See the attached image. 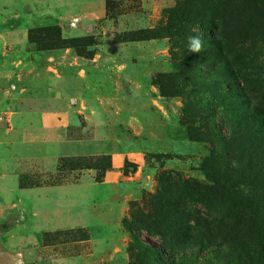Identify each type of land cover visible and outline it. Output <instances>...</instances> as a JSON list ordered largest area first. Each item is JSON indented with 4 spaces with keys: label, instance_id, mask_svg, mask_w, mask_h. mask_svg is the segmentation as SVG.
I'll return each instance as SVG.
<instances>
[{
    "label": "crops",
    "instance_id": "crops-1",
    "mask_svg": "<svg viewBox=\"0 0 264 264\" xmlns=\"http://www.w3.org/2000/svg\"><path fill=\"white\" fill-rule=\"evenodd\" d=\"M176 1L13 0L0 15V264L122 259L125 205L112 200L114 187L134 181L124 169L145 163L147 140L138 133L166 115L151 84V68L167 52L160 41H103L85 58L69 48L35 52L29 31L58 26L63 38L105 40L156 28ZM80 118L90 137L72 140ZM97 154L111 158L102 182L85 175L46 183L62 157Z\"/></svg>",
    "mask_w": 264,
    "mask_h": 264
},
{
    "label": "rangeland",
    "instance_id": "rangeland-1",
    "mask_svg": "<svg viewBox=\"0 0 264 264\" xmlns=\"http://www.w3.org/2000/svg\"><path fill=\"white\" fill-rule=\"evenodd\" d=\"M18 1L23 3L28 0ZM229 1L230 8L222 13L225 21L229 20L232 26L239 27L244 22L248 25L254 23L250 29L255 33H260L258 37L245 43L239 49L238 72L240 79L244 78V81L240 82L242 88H246L244 97L241 89L231 79L228 80L223 74L213 71L214 64L210 63L207 57L209 50L207 23L202 24L201 19L194 21L190 18L181 26L171 23L172 27L168 32L162 33V37L157 39L167 52L161 54L163 62L158 63L157 68L154 66L151 68L154 73L152 79H155L158 73H165L167 77H172L175 72H178L177 65L180 62L184 63L185 68L180 74V80L173 86L167 84V81L162 86L167 95L174 91L180 96L172 98L163 96L158 87L151 82L156 90L154 98L156 102L159 100V106L161 105L166 115L164 117L152 116L150 119L153 123H148L144 131L138 133L140 138L147 140L144 146L145 163L140 167L127 161L124 169L125 173L135 178L134 181H126L128 183L114 187L116 196L112 200L118 205H125L124 214L120 217V232L126 242L121 246L123 258L120 259L118 256L107 264H166L158 261L160 254L165 255L166 260L169 261L167 264H227L219 261L218 255L222 249H228L234 256H237L235 254L237 251L239 254L240 252L248 254L249 248L251 250L255 248V252L251 259L248 258V264H264V255L259 243L253 244L244 240L229 246H213L208 249L212 253H207L208 250L204 249L199 255H191V249L187 245L193 238L184 237V226L179 225L174 219L167 221L165 225L160 214L164 211L163 202L168 199L173 200L176 207L181 205L179 220L188 227L194 225L193 213H197L201 218L207 217L206 208L201 203L189 200L193 195L191 190L179 187L178 182L195 180L200 184L209 185V176L204 169L203 162L210 155L211 144L217 147V144H223L225 139L220 135L212 134L211 141L207 143L190 140L188 139V126L193 124L201 127L203 123L211 126L215 120L218 129L225 136L230 135L231 128L234 126L238 133L241 132L245 137H252L258 143L264 144V138L257 134V129L255 130L258 126V113L254 110L260 107L259 104L264 105V33H262L264 20L255 25L256 19L260 18L261 14H255L246 8L248 14L244 8L240 7L239 0ZM13 4V0H0V15L9 14ZM20 7L22 5L18 8ZM31 7L35 10L34 6L31 5ZM187 15L186 13L185 16ZM249 20L253 23H249ZM195 34H202L206 42V48L201 53H192L187 48L188 37ZM44 36L48 37L49 33L47 35L46 32H36L32 35L31 40L36 42L32 43L35 52L42 48H55L58 45V42L54 41L55 37L49 38L52 39L50 41ZM116 39L118 40L116 37H108L105 40L96 38L94 47H90V50L89 47H83L79 49L80 53L88 57L92 55V48L96 52L103 41L115 42ZM166 61L169 62L170 67L166 66ZM157 80L159 81L158 76ZM226 80L228 81L226 85L230 89L229 93L223 89ZM247 95L250 97L249 105L245 102ZM187 108L188 114L186 113ZM189 114L202 117L203 120L195 121V116L189 120L187 118ZM226 115L230 116L227 121H224ZM85 127V118H80V124L73 128L70 139L86 140L90 137V132H87ZM248 127L249 130L246 131ZM129 136H134V134L130 133ZM153 138L159 140L156 142ZM160 155H169V159L157 162L156 157ZM109 165L110 159L102 158L99 154L62 157L58 167L59 173L46 183L50 185L75 183L82 180L85 175L92 176L95 182L100 183ZM137 172L140 173L135 177ZM153 212H155L153 219L150 220L152 222L148 224V217ZM137 240L153 247L155 254L139 249L135 245ZM112 246L113 243L109 245V252L112 251ZM94 263L106 264L105 261ZM241 264L244 262L241 261Z\"/></svg>",
    "mask_w": 264,
    "mask_h": 264
},
{
    "label": "trees",
    "instance_id": "trees-1",
    "mask_svg": "<svg viewBox=\"0 0 264 264\" xmlns=\"http://www.w3.org/2000/svg\"><path fill=\"white\" fill-rule=\"evenodd\" d=\"M239 3L240 7L244 8L248 14L246 8L255 14H261V17L256 19L255 25L264 20V0H239ZM112 6L113 2L108 1L109 11L113 9ZM229 8V0H177L175 6L164 11L165 20L162 24L154 29H140L122 34L116 37L118 40L116 39L115 42L129 43L157 40L162 37V33L168 32L172 27L171 23H177L181 26L189 18L194 21L201 19L202 24L207 23L209 26L207 57L210 59L209 62L214 64L213 71L223 74L228 80L231 79L241 89V94L244 97L246 88L243 89L240 84L242 80L244 81V78L240 79L238 72L239 49L245 43L258 37L260 33H255L250 29V26L254 25L252 20H249V23L253 24L248 25L247 22H244L240 27L232 26L229 20L225 21L222 13ZM186 13L188 14L187 17L185 16ZM36 32H46L47 35L49 33L48 37H44L47 40L55 37L54 41L58 42L55 48H42V50L69 48L76 55L85 57L79 49L89 47L90 50V47L96 45L94 36L63 38L61 28L58 26L30 30L28 35L30 43H36L31 40L32 35ZM262 33H264V30ZM92 49V55L90 54L85 58H93L95 50ZM177 67L178 72H175L172 77H167L165 73H158L159 81L157 76L152 79V84L158 87L163 96L171 98L180 96L174 91L167 95L162 87L166 81L167 84L173 86L180 80V74L183 73L185 64L180 62ZM227 83L226 80L223 89H226L229 93L230 89L226 85ZM249 98L248 95L245 98L248 105L250 104ZM259 105L261 108L254 109L258 113V126L255 127V130L257 129V134L264 138V108H262L264 105L262 103ZM188 111L187 108V114ZM229 116L226 115L224 121H227ZM193 117L195 121L203 120L202 117L193 114L187 116L189 120ZM234 120H232L233 123ZM187 130L188 139L193 141L207 143L211 141L212 134L220 135L225 140L223 144H217V147L215 144H211L210 155L203 162L204 169L209 176V185L200 184L195 180H180L178 182L179 187L191 190L193 195L189 200L201 203L206 208L207 217L201 218L197 213H193L194 225L188 227L179 220L181 205L176 207L173 200L166 199L163 202L164 211L160 213L165 225L167 221L174 219L179 225L184 226V237L193 238L191 243L187 245L191 249V255H199L204 249L208 250L213 246H229L242 240L253 244L259 243L260 250L264 255V144L258 143L252 137H245L241 132L238 133L234 126L231 128L230 135L225 136L218 129L215 120H213L211 126L207 123H203L201 127L192 124V126L187 127ZM248 130L249 127L246 128V131ZM103 158L110 159V165L104 171L105 175L106 171L112 166L109 156ZM156 158L157 162L161 160L163 162V159H169V155H160ZM154 213L149 215L148 224H151L152 221L150 220L153 219ZM135 245L151 254L156 252L153 247L139 240ZM248 251L249 253L246 255L243 252L239 254V251H237L235 253L237 256H234L230 250L222 249L218 258L221 263L241 264L242 261L244 264H248V258L253 257L255 248L252 250L249 248ZM207 253H212V251L208 250ZM158 261L169 263L163 254L158 256Z\"/></svg>",
    "mask_w": 264,
    "mask_h": 264
},
{
    "label": "clouds",
    "instance_id": "clouds-1",
    "mask_svg": "<svg viewBox=\"0 0 264 264\" xmlns=\"http://www.w3.org/2000/svg\"><path fill=\"white\" fill-rule=\"evenodd\" d=\"M188 51L192 53H201L206 48V42L202 34L189 36L187 40Z\"/></svg>",
    "mask_w": 264,
    "mask_h": 264
}]
</instances>
